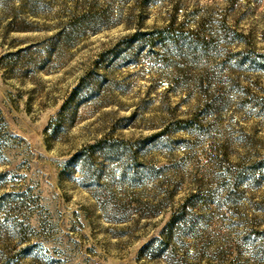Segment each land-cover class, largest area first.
Masks as SVG:
<instances>
[{"label":"rangeland","instance_id":"374dc122","mask_svg":"<svg viewBox=\"0 0 264 264\" xmlns=\"http://www.w3.org/2000/svg\"><path fill=\"white\" fill-rule=\"evenodd\" d=\"M0 264H264V0H0Z\"/></svg>","mask_w":264,"mask_h":264}]
</instances>
